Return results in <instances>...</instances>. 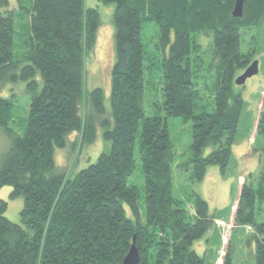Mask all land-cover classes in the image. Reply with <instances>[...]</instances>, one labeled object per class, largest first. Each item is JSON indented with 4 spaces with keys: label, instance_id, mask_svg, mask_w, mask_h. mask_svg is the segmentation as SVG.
Listing matches in <instances>:
<instances>
[{
    "label": "trees",
    "instance_id": "trees-1",
    "mask_svg": "<svg viewBox=\"0 0 264 264\" xmlns=\"http://www.w3.org/2000/svg\"><path fill=\"white\" fill-rule=\"evenodd\" d=\"M17 1L29 16L25 50L15 58V12L5 8L0 12V83L26 81L30 104L23 133L0 159V187L9 185L10 198H23V225L5 217L7 202L0 199V264H122L133 237L137 264H204L191 245L219 217L209 213L197 192L186 199L193 213L186 200L172 194L175 154L167 119L180 116L190 123L183 166L191 180L201 181L209 165L225 173L244 103L233 89L234 79L253 60L252 50H241V30L264 24V0H244L239 17L232 15L235 0H99L115 4L112 127L109 119L103 121L111 147L72 175L55 163L54 149L70 143L73 151L81 150L96 136L95 117L86 108L103 111L102 89L85 92L83 61L94 44L99 12L86 0H30L29 9ZM0 3L8 6L7 0ZM149 22L158 28L154 48L141 39ZM202 33L211 37L206 44L198 41ZM158 54L160 103L146 116L143 93ZM206 55L214 69L210 111L201 104L195 81ZM13 108L12 98L0 96V127L12 119ZM255 131L263 141L262 169L256 186L248 178L241 183L233 221L253 230L254 264H264V221L255 212L256 203L264 202V93ZM72 133H77L74 141ZM136 146L143 212L138 189L128 184ZM228 249L222 264H233Z\"/></svg>",
    "mask_w": 264,
    "mask_h": 264
},
{
    "label": "rangeland",
    "instance_id": "rangeland-1",
    "mask_svg": "<svg viewBox=\"0 0 264 264\" xmlns=\"http://www.w3.org/2000/svg\"><path fill=\"white\" fill-rule=\"evenodd\" d=\"M8 6L0 3V12L5 8L13 9L15 12L14 25V56L21 58L25 50L24 39L27 37L29 16L20 8L17 0H7ZM88 6L95 7L99 12V22L95 29V39L93 47L87 50L84 55V90L88 93L91 89L99 87L102 89L103 111L97 114L95 110L87 106L86 111L95 117L96 136L93 142L85 144L81 150L77 148L73 151L71 144L63 147H55L54 161L59 167H66L68 174L94 163L101 152L110 150L111 142L104 138V120L109 119V126L112 127L113 119L111 115V69L115 61V38L113 11L114 2L104 3L99 0H86ZM21 5L29 9L30 0H21ZM241 50L243 52H253V60L257 61V73L248 77L243 84L234 82L233 89L241 94L243 107L237 128L236 140L232 145V154L227 164L224 174L220 172L219 166L209 165L204 178L201 181H193L189 171L183 163L189 156V145L191 142V126L189 122H184L180 116H170L167 119L169 136L172 142V149L175 154L171 165L173 189L172 194L180 199L186 200L193 192L199 193L208 203V210L219 219L203 236L195 239L191 247L204 258V264H222L223 256L227 249L232 254L233 264H254L253 254L255 251V238L253 230L249 226H237L234 221V211L240 191V176L242 182L248 178L254 186L257 185L258 177L262 169L263 152L262 138L256 134L255 126L262 105L264 93V24L258 29H250L243 33ZM158 28L149 22L144 25L141 32V39L148 47H153L157 40ZM211 37L201 34L198 41L206 44ZM162 55L152 66L153 75L151 82L145 83L143 93V106L146 116H150L157 111L156 103H160V63ZM212 60L211 55L204 57V65L198 76L195 78L197 87L201 92V104L204 109L210 111L214 108L212 84L214 82V69L209 68ZM251 63V62H250ZM146 77V76H145ZM42 85L40 75L35 77ZM147 82V81H146ZM0 96L12 98L14 101L12 119L6 127H0V159L8 150L12 140L16 135L24 131L28 117L30 95L26 91V81L18 79L16 81H6L0 83ZM163 114L162 110H158ZM196 112H199L197 109ZM77 133L70 134V140L74 141ZM251 138V141H250ZM135 168L128 178V184L135 186L141 198L139 206L143 212V172L139 160L137 146L134 152ZM244 177V178H243ZM11 186L0 187V199L7 202L4 215L14 223L23 225L20 211L23 207V198L17 196L9 197ZM186 205L190 213H193L191 199L186 200ZM230 210L228 218L226 214ZM256 218L264 221V202L255 205ZM220 218H224L221 220ZM216 256V258H215Z\"/></svg>",
    "mask_w": 264,
    "mask_h": 264
},
{
    "label": "water",
    "instance_id": "water-1",
    "mask_svg": "<svg viewBox=\"0 0 264 264\" xmlns=\"http://www.w3.org/2000/svg\"><path fill=\"white\" fill-rule=\"evenodd\" d=\"M243 1L244 0H235L234 6L232 9L233 16L239 17L242 15ZM257 70H258L257 61L252 60L251 63L240 74H238L235 77L234 82L236 84H243L248 77L257 73ZM138 261H139V253L135 247L134 237H133V242L127 254L124 256L122 264H137Z\"/></svg>",
    "mask_w": 264,
    "mask_h": 264
},
{
    "label": "crops",
    "instance_id": "crops-1",
    "mask_svg": "<svg viewBox=\"0 0 264 264\" xmlns=\"http://www.w3.org/2000/svg\"><path fill=\"white\" fill-rule=\"evenodd\" d=\"M250 141H251V138H250ZM243 178H244V177H243ZM242 180H243V179H242ZM242 180H241V176H240V182H241V183H242ZM241 183H240V184H241Z\"/></svg>",
    "mask_w": 264,
    "mask_h": 264
}]
</instances>
